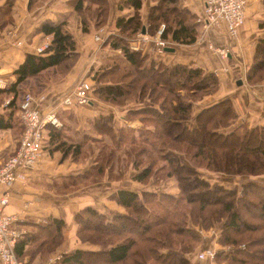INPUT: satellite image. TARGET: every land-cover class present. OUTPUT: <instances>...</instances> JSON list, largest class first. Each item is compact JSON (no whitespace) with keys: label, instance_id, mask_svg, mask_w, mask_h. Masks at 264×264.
Masks as SVG:
<instances>
[{"label":"trees","instance_id":"16d2710c","mask_svg":"<svg viewBox=\"0 0 264 264\" xmlns=\"http://www.w3.org/2000/svg\"><path fill=\"white\" fill-rule=\"evenodd\" d=\"M87 1L84 5V0H73V6L78 11L86 9L101 24L107 14L108 1ZM153 1L144 23L140 14L143 0H124L133 10L116 18L120 33L135 34L145 26L147 32L154 35L164 22L163 38L170 36L173 41L184 44L196 40V18L189 8L181 6L179 0ZM11 3L12 0H5L6 14ZM37 29L51 34L49 46L42 53L27 52L13 71L15 80L8 88H0V102L12 95L6 105L11 113L19 107L24 82L64 74L78 58L74 38L64 29L62 21L45 19ZM104 45L115 52L90 68L97 80L92 92L100 100L116 105L131 101L124 117L138 118L142 123L136 134V127L128 125L125 130L116 131L109 115L96 117L93 120L95 132L109 135L114 145L102 144L95 163L82 173L69 175L68 179L75 183L95 181L97 176L104 175L106 168L114 169L115 148L128 143L127 153L132 156L131 165L136 169L133 179L147 182L154 177L158 181L168 175L175 176L180 188L177 203L184 205L182 211L168 210L161 216H152L149 203L174 198L172 193L120 188L114 199L124 207V213H112L108 217L92 206H84L74 214L78 238L96 243L99 248H75L63 255L61 264H147L150 261L190 264L187 254L192 251V241L197 235L188 220L201 221L204 226L220 221L218 242L223 247L213 255L218 264H264V182L249 177L240 186L218 183L211 186L198 169L205 166L211 171L246 176L264 174V124L234 125L237 112L229 96L193 113L194 101L218 88L219 78L213 70L182 62L167 64L147 60V55L129 48L120 34L108 35ZM117 48L121 51L117 52ZM246 79L249 83L264 80V38L255 44ZM175 128L187 137L185 141L176 140L179 132ZM57 145L64 157L72 159H79L87 152L85 137L77 143L60 141ZM178 149L184 152L186 161L171 152ZM199 187L204 189L201 192L205 196L195 200L193 196ZM208 194L213 198L211 201ZM247 206L259 209L258 217H253L252 221ZM62 223L60 218L49 220L33 235L36 242L32 248L24 249L23 240H18L17 258L28 250L35 253L34 248L39 246L44 252L54 250L62 240ZM138 223H141L139 230L134 226ZM226 246L230 247L225 249Z\"/></svg>","mask_w":264,"mask_h":264},{"label":"crops","instance_id":"0c3cea01","mask_svg":"<svg viewBox=\"0 0 264 264\" xmlns=\"http://www.w3.org/2000/svg\"><path fill=\"white\" fill-rule=\"evenodd\" d=\"M107 1V14L104 21L98 24L96 18L86 9L76 10L73 0H12L7 14L4 10L5 0H0V77L7 82V85L1 88H8L15 80L16 75L13 71L23 61L27 52H35L38 44L46 38L51 39V34H45L37 29L45 19L62 21L64 29L73 36L75 49L78 52L74 65L64 74L56 77L53 75L38 77L22 84L23 91H30L36 96L44 95L41 108L43 110L54 108L62 125L55 128L49 125L45 127L42 155L26 172L25 180H16L9 186L0 184V196L7 193L8 197L4 210L16 215L15 223L23 230L18 240H23L24 249L35 245L33 235L49 220L60 218L63 222L60 244L52 251L44 252L45 249H40V246L34 248L33 254L28 250L19 257L22 264H41L58 251L65 253L78 247L97 249L96 244L80 242L78 239L74 214L84 206H92L108 217L112 213H124V207L114 199L118 189L125 188L139 192L153 188L150 187L152 185L149 183L150 179L142 182L133 179L132 175L129 178L113 176V179L103 177L99 181L85 180L78 185L68 179L69 175L82 173L95 163L98 149L92 146L94 149L90 151L89 144H94L95 138L102 139L101 136L107 135L95 132L93 120L96 117L111 116L114 123H117L114 125L116 131L119 128L124 130L128 124L134 125L132 127H136V131L141 126L138 118L124 117L131 104L116 105L94 99L84 105L61 104V98L73 89V85L81 76H86L88 72L89 78L93 77L94 71L90 72V68L99 64L104 56L115 52L104 51L102 46L94 42L93 36L99 26L109 28V31L103 34L104 38L110 34H120L127 43H130L136 35V33L121 34L116 25V18L119 15L130 14L133 8L125 5L124 0ZM153 2V0L142 2L140 14L144 23ZM83 4L87 5L88 1L84 0ZM179 4L189 8L195 14V18L203 6L202 0H179ZM196 24L198 35L192 43H178L168 36L164 39L170 44L167 47H174L173 50H167L166 47L159 52L154 47L153 39H149L142 42L139 51L147 55V60L153 59L167 64L182 62L213 70L219 78L218 88L199 108L229 96L237 112L235 123L244 122L248 126L264 124V80L249 83L246 79L255 44L259 39L264 38V0H246L245 20L235 38L228 37L224 24L206 29H202L198 22ZM209 43L228 46L227 56H221L210 49ZM116 50L119 51V48ZM238 80H241L240 84L237 83ZM5 99L0 102V164L18 146L22 130L18 109L11 113L10 108L3 104ZM201 99L193 103L194 107ZM54 131L57 132L55 135L52 134ZM84 137L87 152L84 156L81 155L83 157L72 159L70 156H63L62 149L57 145L58 142L77 143ZM117 165L114 166L115 169ZM121 169L122 167L119 166L118 170ZM158 184H153L155 187L153 190H159ZM71 186L75 188L70 189ZM51 264H61V258Z\"/></svg>","mask_w":264,"mask_h":264},{"label":"built area","instance_id":"2783aa9c","mask_svg":"<svg viewBox=\"0 0 264 264\" xmlns=\"http://www.w3.org/2000/svg\"><path fill=\"white\" fill-rule=\"evenodd\" d=\"M203 6L200 13L196 16V22L201 24L202 29L210 26L220 27L224 24L229 38L238 36L239 28L245 20L246 0H202ZM164 23H161L154 36L148 32L138 31L130 43L129 48L139 50L142 42L153 39L155 49L163 51L169 42L162 36L161 32ZM95 39L102 41L104 36L101 32H96ZM51 39H47L35 47V51L42 53L49 46ZM20 43V41H17ZM209 48L216 51L221 56H227L228 46H217L213 43L208 44ZM7 85L4 78L0 77V88ZM92 84L84 79L80 80L76 86L61 98V104L71 105L88 104L92 100ZM11 97L4 100L3 104L7 105ZM44 95L36 96L32 92L25 90L21 96L18 112L22 124V130L19 137L18 146L8 155L0 164V184L11 185L16 180H25L26 172L32 168L42 155L44 143V129L50 125L60 127L62 121L54 108L43 110L41 101ZM8 202L7 193L0 196V264H22L15 252V245L21 237V230L15 223L16 215L4 210ZM230 246H226L225 249ZM215 249H202L198 252V258L210 256L213 258ZM59 256L50 257L46 262L41 264H51L57 261Z\"/></svg>","mask_w":264,"mask_h":264},{"label":"rangeland","instance_id":"374dc122","mask_svg":"<svg viewBox=\"0 0 264 264\" xmlns=\"http://www.w3.org/2000/svg\"><path fill=\"white\" fill-rule=\"evenodd\" d=\"M161 23H164V22H161ZM164 26H165V23H164ZM108 29L109 28H107L105 26H99L97 28L96 32H101L102 34H105ZM93 39H94V42L96 43V45L103 47L104 51H107V52L113 51L108 45H104L103 42H105L106 37L104 38V40L98 41V40L95 39V35H94ZM46 40H47V38H46ZM153 44H154V42H153ZM154 47H155V44H154ZM120 51L121 50L119 49V51H117V52H120ZM87 73L88 72H86V76H83V77L81 76L78 79V81L73 85V87L76 86L77 83L80 80L86 79L92 84V89H93V86H95L97 84V80H96V78L93 75H92L93 77H91L92 79L89 78L90 75L87 74ZM214 92H210L209 93V91H207L199 99L195 100L194 102H196V101H198V100H200L202 98L201 101L198 102L196 107L193 108V113H195V111L197 109H199V106L202 105L204 101L206 102V100L210 99V96H212V94ZM91 94H92V99L100 100L97 96H95L94 92H92ZM127 104H132V102L129 101V102H127ZM18 115H19V112H18ZM114 124L117 125V123H114ZM128 126H134V125H129L128 124ZM147 128L152 129V126H147ZM175 129H176V132H179L178 139H176V140L178 142L185 141V139H187V137H184V135H182L180 133L181 130H179L177 128H175ZM135 132L137 134V131H135ZM101 137H103V138L95 140L94 144H92L90 142V140H89V142L91 143V144H89V146H91L90 151H92L94 148L98 149L96 151V156L98 155L99 147L102 144H104L106 147L114 145L113 142H112L113 139H111L108 135L101 136ZM128 140H130V139H128ZM208 143H209V141L207 142V144ZM92 146L94 148H92ZM128 146H129L128 143H121L119 147L115 148V152L114 153H115L116 157L114 159V166L116 164H118L117 167H116L117 169H115V168L113 169L112 167H111V169L106 168L105 175H102V176L100 175L101 177L97 176L96 178H98V177L99 178L96 179L95 181L102 180L103 177H106V178L110 177L111 179H113V176L119 177V178H120V176L121 177L125 176L126 178H129L130 175H134L136 173V169H134L132 167V165H131L132 162H133L132 156H130L129 152L127 153ZM171 152H173V153L175 152L177 155H179L180 156L179 159H181L182 161L183 160L184 161L187 160V159H185V155H184V152L182 150L178 149L176 151L174 150V151H171ZM119 166L122 167L121 170H118ZM198 169L210 181L211 186H213L216 183L223 184L224 186H227V187H231L233 185L240 186L241 182H243L244 180H246L249 177L251 179H256L257 181L264 182V174L247 175L248 176L247 177L246 175L224 173V172H220V171H211V170L207 169L205 166L199 167ZM110 170H113V171H110ZM78 183H76L75 185H78ZM149 183L152 184V185H150V187H153V188H150L151 190H153L155 188L153 186V184L159 183L158 187H157V189H159V192H161V190L162 191L163 190H165V191L168 190L169 193H172L170 195H172L174 197V198L168 197V198H166L168 200H164V201H160V199H159V201L158 200H154L153 202H150L149 205L151 207V211L153 212L152 216H156V215H160L161 216V215L165 214V212H167L168 210H173V211H170V212H174L177 209H179L178 211H182L183 210V207H181L183 203L182 202L177 203V199H178L177 195L180 194V188L178 187V180H177V178L175 176H173V175L169 176L168 175L164 179H161V180H158V181H156V178L154 177V180L151 178ZM83 184H85V182ZM189 185L190 184L185 183V186L190 187ZM74 188L75 187H73V186L70 187V189H74ZM196 189H197L196 192H198V193L193 196V198L195 200H196V197H204L205 196V194H203V192H201L202 190H204L203 188L199 187V188H196ZM207 197H209L210 201L213 199L212 196L209 195V194H208ZM247 210H248V213L252 216V217H249V219L251 221L253 220V217H258V213H259V209L258 208L252 207V206H247ZM255 220L258 221L259 219L256 218ZM140 224L141 223H138L137 225H134L135 228L139 230L140 227H141ZM188 225H189V227L192 230L195 231V233L197 235V239L192 241V251L187 254L188 258L190 259V264H218L216 262V260L214 259V257L212 258L210 256H205L204 258H198V252H200L202 249H206V248L215 249V251H216L217 249H220V248L223 247V245L218 242L220 226H221L220 221L212 223V225H210V226L209 225L208 226H204V224L201 221L193 222L192 220H188ZM80 242H89V241H81L80 240ZM89 243H92V242H89ZM93 244H96V243H93ZM96 245H97V248H99V245L98 244H96ZM66 253L67 252L64 253L62 251H58L57 253H53L49 257L59 256V258H62L63 255L66 254ZM206 261H207V263H204ZM147 264H155V263L153 261H150Z\"/></svg>","mask_w":264,"mask_h":264},{"label":"water","instance_id":"95a60500","mask_svg":"<svg viewBox=\"0 0 264 264\" xmlns=\"http://www.w3.org/2000/svg\"><path fill=\"white\" fill-rule=\"evenodd\" d=\"M141 31H142V32H146L145 26L142 27ZM166 49H167V50H173L174 47H171V46H170V47H167ZM237 83L240 84V83H241V80H238Z\"/></svg>","mask_w":264,"mask_h":264}]
</instances>
